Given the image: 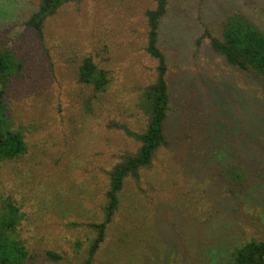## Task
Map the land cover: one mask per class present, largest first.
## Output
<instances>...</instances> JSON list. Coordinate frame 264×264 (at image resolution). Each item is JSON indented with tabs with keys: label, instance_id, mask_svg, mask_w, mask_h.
Instances as JSON below:
<instances>
[{
	"label": "rangeland",
	"instance_id": "374dc122",
	"mask_svg": "<svg viewBox=\"0 0 264 264\" xmlns=\"http://www.w3.org/2000/svg\"><path fill=\"white\" fill-rule=\"evenodd\" d=\"M39 0H0V48L23 63L5 102L27 151L0 161V210L17 206L24 264H75L103 220L108 173L145 129L142 93L156 78L146 51L155 0H81L26 25ZM242 12L264 31V0H167L158 47L167 62L169 145L128 179L91 264H233L231 252L264 239V77L227 64L205 35ZM90 56L108 71L101 92L79 82ZM240 171V180L229 169ZM61 255L48 260L45 252Z\"/></svg>",
	"mask_w": 264,
	"mask_h": 264
},
{
	"label": "trees",
	"instance_id": "16d2710c",
	"mask_svg": "<svg viewBox=\"0 0 264 264\" xmlns=\"http://www.w3.org/2000/svg\"><path fill=\"white\" fill-rule=\"evenodd\" d=\"M81 0H39L38 8L26 21L38 36L42 35L44 21L53 15L62 5ZM153 9L145 12L147 18L146 51L157 61L156 78L146 85L142 93V108L147 115L145 129L134 132L123 123L113 126L121 129L127 136L139 142L135 152L126 151L119 156L109 171L106 202L103 207V220L91 223L95 236L90 240L85 256L75 264H91L100 244L105 239L107 224L112 220L120 204V192L125 181L139 180L140 172L151 167L156 153L167 147L169 141L165 133L164 121L167 116L169 96L166 81L167 62L158 47L159 20L166 11L167 0H155ZM211 49L222 56L224 61L240 70H250L264 77V31L257 27L245 14L236 11L226 16L221 22V36L205 34ZM23 63L9 48H0V161L20 158L27 151V144L22 130L15 129L12 118L8 115L5 94L13 76L19 75ZM79 82L92 85L95 92H101L108 84V71L97 66L90 56L83 58L79 67ZM233 178L240 180V171L229 169ZM138 184V182H137ZM17 206L7 201L0 210V264H24L32 259L31 253L17 238ZM48 260L60 261L61 255L48 250ZM233 264H264V239H250L231 252Z\"/></svg>",
	"mask_w": 264,
	"mask_h": 264
}]
</instances>
